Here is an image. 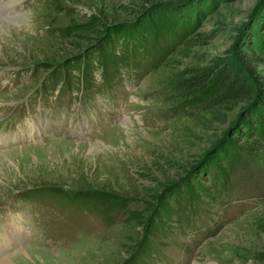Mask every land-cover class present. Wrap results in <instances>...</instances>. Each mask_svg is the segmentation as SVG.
<instances>
[{
    "label": "rangeland",
    "instance_id": "rangeland-1",
    "mask_svg": "<svg viewBox=\"0 0 264 264\" xmlns=\"http://www.w3.org/2000/svg\"><path fill=\"white\" fill-rule=\"evenodd\" d=\"M152 16L210 33L191 51L207 60L247 36L264 41V0H0V243L10 264H264V143L214 184L243 139L231 122L209 123L203 108L183 112L172 99L169 74L196 60L172 48L156 64L143 52L137 66L117 59ZM89 19L69 36L55 31ZM112 32L109 63L87 61L90 85L75 64L71 83L61 75L55 92L34 97L42 67ZM85 188L129 199L113 207ZM23 216L29 228L14 242L4 225Z\"/></svg>",
    "mask_w": 264,
    "mask_h": 264
},
{
    "label": "trees",
    "instance_id": "trees-1",
    "mask_svg": "<svg viewBox=\"0 0 264 264\" xmlns=\"http://www.w3.org/2000/svg\"><path fill=\"white\" fill-rule=\"evenodd\" d=\"M151 19L156 23L152 22L146 34H139L133 42L126 43L124 51L118 54L117 59L120 63L125 60L134 61L137 66L140 61L136 58L143 52L151 56V64H156L160 61L158 59L162 53L172 48L179 57L196 60L194 61L196 65H188L170 73L167 78L168 87L174 94L172 99L179 103V110L187 112V109L192 111L198 109L199 114L203 108L208 115L209 123L228 124L231 122L232 137H237V141L243 139L239 142L240 144L232 146L229 144L231 148L226 149L223 163L227 171L223 173L214 171L210 174L215 185H226L225 181H228L232 169H235L246 158L257 157L264 143V41L257 44L254 36H247L242 43H236L233 52L227 51L226 54L224 52L223 55L207 60L197 53L191 54L194 47L207 43L211 37L210 33L198 32L196 28L198 24L180 25L183 22L181 19L174 21L170 18L167 26L161 25L154 16ZM89 21L90 19L86 23L71 24L55 31L66 37L71 33L84 30L95 22ZM125 32L132 36L130 30ZM112 35L113 32L108 34L109 38L104 41V44L101 43L84 50L79 56L64 59L62 63L50 66L51 68L48 66L42 68L49 70L47 74L50 75V79L58 80L62 75L71 83L70 68L79 64L80 79L79 77L77 79L81 82L80 85L83 84V87L85 84L90 85L92 75L87 61L95 55H101L104 57L103 62L109 63L105 59L109 58L110 44L107 43ZM163 39L167 40L168 44L159 45L160 50L156 49L158 46L156 43ZM116 40L122 41L119 40L118 35L113 41L117 42ZM244 154H247L246 158L243 157ZM103 190L100 188L81 189L83 194H89L100 202H109L113 207L124 208L127 205L128 196L124 198L110 196L109 192ZM130 214V217L137 216V212Z\"/></svg>",
    "mask_w": 264,
    "mask_h": 264
},
{
    "label": "bare ground",
    "instance_id": "bare-ground-1",
    "mask_svg": "<svg viewBox=\"0 0 264 264\" xmlns=\"http://www.w3.org/2000/svg\"><path fill=\"white\" fill-rule=\"evenodd\" d=\"M6 224V223H5ZM13 230L14 231H16L17 229L16 228H13ZM19 233V231L18 232H16L15 233V235H17ZM21 236V235H20ZM21 253H26V251H24V250H21ZM1 260V259H0ZM3 260V259H2ZM36 260V259H35ZM38 260V259H37ZM0 264H10V261H9V259H7V260H5V261H1L0 262Z\"/></svg>",
    "mask_w": 264,
    "mask_h": 264
}]
</instances>
